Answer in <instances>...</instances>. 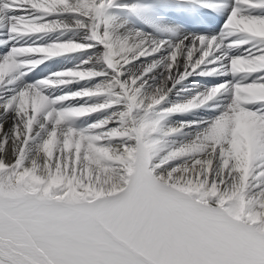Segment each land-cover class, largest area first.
Listing matches in <instances>:
<instances>
[{
    "label": "snow or ice",
    "instance_id": "snow-or-ice-1",
    "mask_svg": "<svg viewBox=\"0 0 264 264\" xmlns=\"http://www.w3.org/2000/svg\"><path fill=\"white\" fill-rule=\"evenodd\" d=\"M0 264H264V0H0Z\"/></svg>",
    "mask_w": 264,
    "mask_h": 264
},
{
    "label": "bare ground",
    "instance_id": "bare-ground-1",
    "mask_svg": "<svg viewBox=\"0 0 264 264\" xmlns=\"http://www.w3.org/2000/svg\"><path fill=\"white\" fill-rule=\"evenodd\" d=\"M165 15H166V18L170 19V17H168L167 14H165ZM137 26L138 27H145L143 24H140L138 21H137Z\"/></svg>",
    "mask_w": 264,
    "mask_h": 264
}]
</instances>
